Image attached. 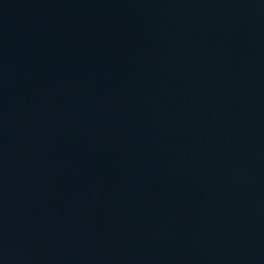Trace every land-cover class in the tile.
Segmentation results:
<instances>
[{"label":"water","instance_id":"95a60500","mask_svg":"<svg viewBox=\"0 0 264 264\" xmlns=\"http://www.w3.org/2000/svg\"><path fill=\"white\" fill-rule=\"evenodd\" d=\"M0 264H264V0H0Z\"/></svg>","mask_w":264,"mask_h":264}]
</instances>
